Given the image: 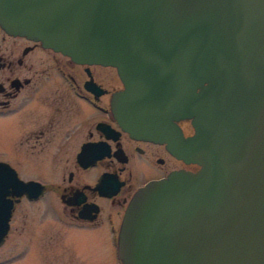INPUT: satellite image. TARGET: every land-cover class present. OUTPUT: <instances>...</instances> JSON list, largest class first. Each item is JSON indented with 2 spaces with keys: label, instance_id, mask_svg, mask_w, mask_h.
<instances>
[{
  "label": "water",
  "instance_id": "water-1",
  "mask_svg": "<svg viewBox=\"0 0 264 264\" xmlns=\"http://www.w3.org/2000/svg\"><path fill=\"white\" fill-rule=\"evenodd\" d=\"M0 26L114 66L119 123L198 165L135 193L121 264H264V0H0ZM42 188L0 161V245L6 195L37 198Z\"/></svg>",
  "mask_w": 264,
  "mask_h": 264
},
{
  "label": "flooded vegetation",
  "instance_id": "flooded-vegetation-1",
  "mask_svg": "<svg viewBox=\"0 0 264 264\" xmlns=\"http://www.w3.org/2000/svg\"><path fill=\"white\" fill-rule=\"evenodd\" d=\"M121 90L114 66L75 61L0 26V161L43 186L37 198L6 195L5 240L18 207L45 198L61 223L87 231L120 264L119 229L135 193L176 169L198 168L165 142L135 137L119 123L112 101Z\"/></svg>",
  "mask_w": 264,
  "mask_h": 264
},
{
  "label": "rangeland",
  "instance_id": "rangeland-1",
  "mask_svg": "<svg viewBox=\"0 0 264 264\" xmlns=\"http://www.w3.org/2000/svg\"><path fill=\"white\" fill-rule=\"evenodd\" d=\"M185 133L192 132L183 121ZM113 257L88 239L85 230L64 225L48 211L45 198L20 205L0 246V264H112Z\"/></svg>",
  "mask_w": 264,
  "mask_h": 264
}]
</instances>
